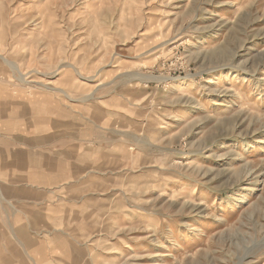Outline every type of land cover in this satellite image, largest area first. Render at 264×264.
<instances>
[{
    "label": "rangeland",
    "instance_id": "rangeland-1",
    "mask_svg": "<svg viewBox=\"0 0 264 264\" xmlns=\"http://www.w3.org/2000/svg\"><path fill=\"white\" fill-rule=\"evenodd\" d=\"M4 135L13 264H264V0H0Z\"/></svg>",
    "mask_w": 264,
    "mask_h": 264
},
{
    "label": "crops",
    "instance_id": "crops-1",
    "mask_svg": "<svg viewBox=\"0 0 264 264\" xmlns=\"http://www.w3.org/2000/svg\"><path fill=\"white\" fill-rule=\"evenodd\" d=\"M0 146H3V147L7 146L8 148H10V146H11L10 137H5V135L3 137H0ZM8 152L10 154V149H8ZM8 152L0 150V178L12 177V172H13L12 159H11V156H8V158H6V155H5ZM41 168H43V167H41ZM4 192H5V190H4ZM0 200L6 201L5 198L3 197V195L1 194V190H0ZM4 212H5L4 208L0 204V217L4 215ZM5 215H6V213H5ZM3 220L4 219L0 218V226L6 225ZM7 220H8L7 224L9 225L10 220L9 219H7ZM0 242H1V239H0ZM1 249H2V247H1ZM12 257L21 258V253H0V264H13L12 260H11Z\"/></svg>",
    "mask_w": 264,
    "mask_h": 264
},
{
    "label": "bare ground",
    "instance_id": "bare-ground-1",
    "mask_svg": "<svg viewBox=\"0 0 264 264\" xmlns=\"http://www.w3.org/2000/svg\"><path fill=\"white\" fill-rule=\"evenodd\" d=\"M222 54V53H221ZM5 60V59H4ZM7 65H9L10 67H12L13 68V70H15L14 69V65H12L13 63H11V62H9L8 60H5L4 61ZM17 69V68H16ZM16 71V70H15ZM133 79V78H132ZM21 81L23 82L24 81V79L23 78H21ZM231 92H233L232 90H230ZM230 122V121H229ZM234 175V174H233ZM159 187V186H158ZM185 204V203H184ZM228 233V232H227ZM225 237V236H224ZM238 238V237H237Z\"/></svg>",
    "mask_w": 264,
    "mask_h": 264
}]
</instances>
